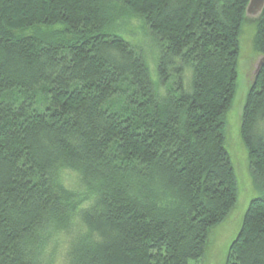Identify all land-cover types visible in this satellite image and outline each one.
<instances>
[{
    "label": "trees",
    "instance_id": "obj_1",
    "mask_svg": "<svg viewBox=\"0 0 264 264\" xmlns=\"http://www.w3.org/2000/svg\"><path fill=\"white\" fill-rule=\"evenodd\" d=\"M247 2L0 0V264H42L32 240L48 221L72 238L69 264L205 257L212 229L238 200L225 115ZM124 16L152 35L163 92L117 31ZM254 21L264 55V8ZM35 26L52 29L12 34ZM239 135L257 193L224 264H264V66ZM63 169L93 190L73 222L59 194Z\"/></svg>",
    "mask_w": 264,
    "mask_h": 264
},
{
    "label": "rangeland",
    "instance_id": "obj_2",
    "mask_svg": "<svg viewBox=\"0 0 264 264\" xmlns=\"http://www.w3.org/2000/svg\"><path fill=\"white\" fill-rule=\"evenodd\" d=\"M51 29V26H35L14 31L12 34L15 36L25 34L39 35L45 34ZM116 29L124 38L140 49L146 60L154 85L158 88V91L163 92L164 89L160 86L157 78L158 49L142 20L135 16H124L119 20V25ZM254 33V19L245 18L239 33L236 91L225 115V147L237 174L238 200L227 218L212 229L205 257L198 260H190L189 264H224L227 246L238 231L237 226L240 217L246 209L249 200L257 193L250 177L247 155L239 135L243 104L253 76L256 75L254 74V64L260 55L254 48ZM59 183L62 189L59 190L62 204L68 210L67 214H70L73 222L77 220L80 208H90L92 206L93 190L81 183L77 174L69 169L60 171ZM69 235L65 230L57 229L52 221L45 222L33 233L32 242H35V245L32 249L35 257L42 264H69L68 250L72 240ZM164 255V251L157 252L154 254V260H161Z\"/></svg>",
    "mask_w": 264,
    "mask_h": 264
},
{
    "label": "water",
    "instance_id": "obj_3",
    "mask_svg": "<svg viewBox=\"0 0 264 264\" xmlns=\"http://www.w3.org/2000/svg\"><path fill=\"white\" fill-rule=\"evenodd\" d=\"M264 8V0H248L244 14L245 18L257 19ZM264 66V55L260 54L254 64V74H257L261 67Z\"/></svg>",
    "mask_w": 264,
    "mask_h": 264
}]
</instances>
